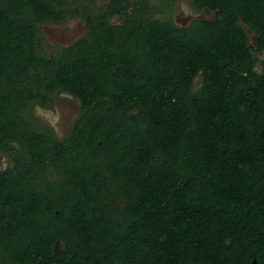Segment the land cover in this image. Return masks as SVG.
<instances>
[{
    "label": "trees",
    "instance_id": "obj_1",
    "mask_svg": "<svg viewBox=\"0 0 264 264\" xmlns=\"http://www.w3.org/2000/svg\"><path fill=\"white\" fill-rule=\"evenodd\" d=\"M191 3L217 17L0 0V264H264V0ZM73 18L48 54L42 26ZM61 93L63 139L30 114Z\"/></svg>",
    "mask_w": 264,
    "mask_h": 264
},
{
    "label": "rangeland",
    "instance_id": "obj_2",
    "mask_svg": "<svg viewBox=\"0 0 264 264\" xmlns=\"http://www.w3.org/2000/svg\"><path fill=\"white\" fill-rule=\"evenodd\" d=\"M109 0H96L98 6L106 4ZM151 5H155L153 11L154 17L163 18L171 11L172 19L179 26H187L194 19H214L217 17L215 12L207 10H196L191 0H175L172 4H168L165 0H150ZM112 22H119L118 18L112 19ZM85 33L84 23L80 18H73L62 24H47L42 26L41 35L44 42V48L48 54H51L58 48L75 43ZM256 35L250 34L248 37L252 47L255 45ZM260 58L264 57V53L259 54ZM259 69V67H258ZM199 79L195 80V86ZM79 109L78 101L61 93L53 99V103L49 107L34 105L31 109V117L34 119V125L41 128H51L59 139L65 138L71 130L73 121L77 117ZM7 167H13L8 156H0V168L5 170Z\"/></svg>",
    "mask_w": 264,
    "mask_h": 264
},
{
    "label": "water",
    "instance_id": "obj_3",
    "mask_svg": "<svg viewBox=\"0 0 264 264\" xmlns=\"http://www.w3.org/2000/svg\"><path fill=\"white\" fill-rule=\"evenodd\" d=\"M240 23V25L243 27V29L245 30V33L247 34V36L249 37V35L252 33L254 34L246 25H244L243 21H242V18L239 19L238 21ZM256 34H254L255 36ZM248 45L252 47V45L249 43V40H248ZM253 49H256V41H255V45L252 47ZM255 70L259 71L258 67L256 66L255 67ZM255 262V260H254Z\"/></svg>",
    "mask_w": 264,
    "mask_h": 264
},
{
    "label": "flooded vegetation",
    "instance_id": "obj_4",
    "mask_svg": "<svg viewBox=\"0 0 264 264\" xmlns=\"http://www.w3.org/2000/svg\"><path fill=\"white\" fill-rule=\"evenodd\" d=\"M256 38H257V37H256ZM257 67H258V66H257ZM55 97H56V96H55ZM55 97H54V99H55ZM52 103H53V101H52ZM77 116H78V113H77ZM76 118H77V117H76ZM76 118H75V119H76ZM73 122H74V121H73ZM13 167H14V166H13ZM7 168H8V167H7ZM7 168H6V169H7ZM0 170H1V168H0ZM1 171H2V170H1Z\"/></svg>",
    "mask_w": 264,
    "mask_h": 264
}]
</instances>
